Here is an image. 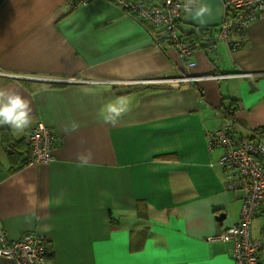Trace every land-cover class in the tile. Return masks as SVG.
Segmentation results:
<instances>
[{"label": "crops", "instance_id": "0c3cea01", "mask_svg": "<svg viewBox=\"0 0 264 264\" xmlns=\"http://www.w3.org/2000/svg\"><path fill=\"white\" fill-rule=\"evenodd\" d=\"M71 2L0 0V89L32 109L30 127L2 124L0 139L4 130L27 138L39 122L60 139L52 163L17 171L0 142V231L42 236L53 264H235L231 243L208 238L240 222L243 194L224 189L207 132L228 119L243 134L264 129V17L248 25L241 49L222 41L209 57L196 49L190 69L109 0ZM197 5L211 14L197 18ZM195 7L180 19L183 35L225 17L224 0ZM117 98L127 110L112 123L106 106ZM229 103L230 118L220 115ZM89 153L87 164L78 159ZM262 225L252 224L256 241Z\"/></svg>", "mask_w": 264, "mask_h": 264}, {"label": "built area", "instance_id": "2783aa9c", "mask_svg": "<svg viewBox=\"0 0 264 264\" xmlns=\"http://www.w3.org/2000/svg\"><path fill=\"white\" fill-rule=\"evenodd\" d=\"M112 1L121 9L151 22L159 33L168 35L188 68L196 67V48L182 38L183 34L179 30L180 19L185 12L184 1ZM151 2H155L157 6L153 7ZM86 3L83 1L80 5ZM224 9L225 17L218 39L228 47H234L232 30L240 31L245 37L248 25L264 17V0H224ZM229 10H235L236 13L227 18L226 13ZM232 51H236L235 47ZM213 78L225 79L227 75L219 74ZM196 80L192 77H181L176 81ZM27 140L31 151L26 166L47 165L55 160L54 151L60 139L46 125L39 122L31 129ZM207 141L210 149L221 151L218 165L222 169L224 189L243 194L240 222L228 227L218 236L209 237L208 241L231 243L235 264H260V253L264 250V130L243 134L236 128L235 122L228 119L225 124L207 132ZM256 218H261L263 222V241H256L252 236V224ZM0 257L11 259L15 264H53L48 259L45 239L30 232L23 234L19 239L9 240L4 232L0 231Z\"/></svg>", "mask_w": 264, "mask_h": 264}, {"label": "trees", "instance_id": "16d2710c", "mask_svg": "<svg viewBox=\"0 0 264 264\" xmlns=\"http://www.w3.org/2000/svg\"><path fill=\"white\" fill-rule=\"evenodd\" d=\"M83 1L89 2L91 0H72L70 6L71 8H76ZM109 1L114 3V1L112 0ZM114 4L117 5L116 3ZM151 4L153 7L157 6L155 2H151ZM122 10L130 14L131 16L135 17L137 20H139V22L153 36L155 43L161 44L160 47L162 50L166 51L168 50V48L173 47L175 45L168 35H166L165 33H159V31L156 30V27L151 22L146 21L145 18H139L138 16H136L135 13L127 12L124 9ZM235 13H236L235 10H229L226 13V17L227 18L229 16L233 17ZM221 26L222 23L220 25H214L209 27H193V31L190 34L183 35L182 38L188 43L192 44L194 48L201 49L202 51H204L205 54L209 57L210 53L214 51L215 46L219 41L218 36L222 31ZM231 37L235 49L236 50L241 49L245 43L244 41L245 38L242 35V33L238 30H232ZM234 47L232 45L229 46L231 51L234 49ZM220 111L224 116L230 118L231 116H233L236 109L231 103H229L222 105L220 107ZM259 130H264V129H259ZM0 142L1 144H3L5 150L8 152L11 163V171H17L18 169H21L27 165L31 151V146L28 143L27 138H24L22 140H15L7 130H4L2 131ZM59 145L60 142H58L57 148L59 147ZM138 207H137L138 216L142 218H146V215L141 211V209H138ZM112 224L116 225L115 219L112 220ZM45 245L48 250V259L51 261L50 259L52 257L51 246L48 242H46V240H45Z\"/></svg>", "mask_w": 264, "mask_h": 264}, {"label": "clouds", "instance_id": "9594fccd", "mask_svg": "<svg viewBox=\"0 0 264 264\" xmlns=\"http://www.w3.org/2000/svg\"><path fill=\"white\" fill-rule=\"evenodd\" d=\"M196 4V0H186L184 4V10L188 13L193 12V5ZM206 14H211V10L206 5H197L195 7V16L202 18ZM0 76H6L7 74L0 73ZM85 83L93 87L99 86L102 82L90 79ZM108 116L105 119H109L112 123H115L117 119L127 110V103L124 98H117L116 101L110 102L107 106ZM32 109L29 102L14 89H0V124L8 125L16 131L23 132L30 127L32 123ZM73 130L78 127L73 125ZM91 158V153L87 157L78 155V159L83 161L84 164L88 163Z\"/></svg>", "mask_w": 264, "mask_h": 264}, {"label": "water", "instance_id": "95a60500", "mask_svg": "<svg viewBox=\"0 0 264 264\" xmlns=\"http://www.w3.org/2000/svg\"><path fill=\"white\" fill-rule=\"evenodd\" d=\"M45 82L51 83L52 85H55V84H58V85L69 84L68 82H61V81H56V82L55 81H45ZM224 218H225L224 215H220V216L217 217V220L221 222V221L224 220Z\"/></svg>", "mask_w": 264, "mask_h": 264}, {"label": "rangeland", "instance_id": "374dc122", "mask_svg": "<svg viewBox=\"0 0 264 264\" xmlns=\"http://www.w3.org/2000/svg\"><path fill=\"white\" fill-rule=\"evenodd\" d=\"M245 38V37H244ZM0 126H2V124H0ZM219 159V158H218ZM258 225V221H256L255 222V226H257Z\"/></svg>", "mask_w": 264, "mask_h": 264}]
</instances>
